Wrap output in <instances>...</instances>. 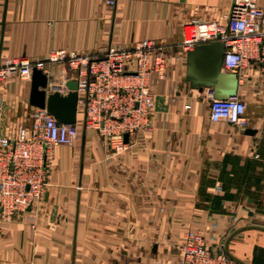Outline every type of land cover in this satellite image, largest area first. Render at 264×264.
I'll return each instance as SVG.
<instances>
[{
	"label": "crops",
	"instance_id": "0c3cea01",
	"mask_svg": "<svg viewBox=\"0 0 264 264\" xmlns=\"http://www.w3.org/2000/svg\"><path fill=\"white\" fill-rule=\"evenodd\" d=\"M234 2L0 0V62L43 60L54 49L102 55L143 39L162 41L168 56L164 79L150 78L149 129L126 152L113 154L81 128L75 145L53 148L41 200L9 220L0 213V264H177L189 231L212 238L213 250L235 234L229 254L264 264V75H238L248 119L241 129L209 120L210 92L189 85L178 57L186 24L221 21ZM44 70L53 93L63 66ZM29 94L30 80L0 81V136L30 127Z\"/></svg>",
	"mask_w": 264,
	"mask_h": 264
},
{
	"label": "built area",
	"instance_id": "2783aa9c",
	"mask_svg": "<svg viewBox=\"0 0 264 264\" xmlns=\"http://www.w3.org/2000/svg\"><path fill=\"white\" fill-rule=\"evenodd\" d=\"M113 5L115 0H106ZM222 42L221 70L238 75L256 70L264 75V6L257 0H235L222 20H194L182 29L180 59L199 44ZM168 56L162 41L143 39L130 48H111L104 54H79L62 49L50 50L43 60L26 57L6 58L0 62V81L10 78L30 80L32 68L44 70L45 64H61L59 84L53 92L65 96V82L77 83L79 124L57 122L45 109L35 108L29 128H20L12 139L0 136V213L9 220L31 209L43 196L46 164L58 146H73L80 129L91 130L104 141L110 152L120 155L139 132L149 129L154 108L150 78L163 80ZM50 77V76H49ZM209 120L226 122L244 129L248 126L246 103L233 97L215 100L210 94ZM189 110V105L184 106ZM127 136V142L124 137ZM255 159L258 158L254 154ZM216 191H220L217 187ZM200 231L184 234L178 245L177 264H235L223 249L213 250Z\"/></svg>",
	"mask_w": 264,
	"mask_h": 264
},
{
	"label": "water",
	"instance_id": "95a60500",
	"mask_svg": "<svg viewBox=\"0 0 264 264\" xmlns=\"http://www.w3.org/2000/svg\"><path fill=\"white\" fill-rule=\"evenodd\" d=\"M224 45L216 41L199 44L188 51L185 56V78L189 85L202 92L207 88L215 100H227L236 97L238 78L235 73L221 70V61ZM69 89L67 95L62 96L58 92L47 93L48 77L36 67L32 68L30 78L29 104L34 108L45 109L57 122L65 125L76 123L77 114V83L73 80L65 82ZM247 134L253 131L247 130ZM85 135L82 134V140ZM127 142V136L124 137ZM264 230V229H262ZM235 234L230 235L224 246L225 254L237 264H243L228 252V243Z\"/></svg>",
	"mask_w": 264,
	"mask_h": 264
},
{
	"label": "rangeland",
	"instance_id": "374dc122",
	"mask_svg": "<svg viewBox=\"0 0 264 264\" xmlns=\"http://www.w3.org/2000/svg\"><path fill=\"white\" fill-rule=\"evenodd\" d=\"M80 111H81V110H80ZM257 196H258L257 194L252 195V197H254V198H255V197L257 198ZM235 264H237V263H235Z\"/></svg>",
	"mask_w": 264,
	"mask_h": 264
}]
</instances>
